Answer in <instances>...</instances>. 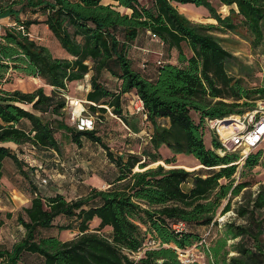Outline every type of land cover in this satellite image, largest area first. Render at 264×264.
Listing matches in <instances>:
<instances>
[{"label": "trees", "instance_id": "trees-1", "mask_svg": "<svg viewBox=\"0 0 264 264\" xmlns=\"http://www.w3.org/2000/svg\"><path fill=\"white\" fill-rule=\"evenodd\" d=\"M104 1L0 0V18L14 21L0 35V183L9 180L11 161L21 178L13 187L29 195V204L14 216L0 213V224L14 219L21 230L10 247L0 244V264H181L176 250L196 246L207 231L204 264H264V184L252 192L254 182L244 178L256 167L264 169V153L240 160L239 152L224 151L213 130L207 147L204 134L208 121L243 115L264 100V81L251 85V68L218 37L238 35L253 55L263 54L264 0H216L229 8L225 16L209 0ZM183 6L206 10L213 23L190 21L178 11ZM41 24L69 59L54 57L31 37L29 28ZM141 37L176 56L157 61L153 78L142 74L147 61L139 63L140 71L132 57ZM8 71L40 80L50 95L43 87L2 89ZM83 81L90 87L86 110L95 117L110 110L131 136L141 132L142 117L131 113L130 102L135 97L142 102V120L151 130L144 133L147 146L140 153L115 155L96 129L67 124V87ZM57 135L78 150L83 140L101 147L114 168L112 178L103 179L106 189L85 185L82 177L69 181L70 191L52 183L45 173L50 161L64 172L76 167L74 158L67 168L55 160L63 145ZM161 148L172 158L163 159ZM177 155L192 157L200 168L174 167ZM228 212L232 219L217 223ZM180 224L184 228L175 231ZM67 231L73 237L62 241L59 234ZM149 240L156 247L135 260L132 255Z\"/></svg>", "mask_w": 264, "mask_h": 264}, {"label": "rangeland", "instance_id": "rangeland-1", "mask_svg": "<svg viewBox=\"0 0 264 264\" xmlns=\"http://www.w3.org/2000/svg\"><path fill=\"white\" fill-rule=\"evenodd\" d=\"M219 11L222 16L227 15L228 9L227 7H221L216 0H209ZM151 0H142V4L150 5ZM104 3H107L105 0ZM120 11H123L120 9ZM178 11L180 13H187L191 14V16H186L190 21L194 23H203V24H210L213 23L212 20L208 19V13L206 10L203 9H195V8H183L178 7ZM43 37V42L41 44L45 45L49 51L52 53L54 57L57 58H65L67 57V53L60 48L57 41L50 35L51 39H45L43 34L40 32L39 37ZM218 37L222 39V46L232 53L234 56L240 58L244 64L248 65L253 71V76L251 78L250 84L251 85H260L262 81H264V53L253 55L249 49V45L245 42L240 36L235 34H219ZM138 49H145V52H141ZM184 53L189 55V51L187 48L184 47ZM132 57L135 61V67L140 69V62L147 61V68L145 71L142 72L143 75L148 77H154L156 73L157 61L163 62L164 61H175V53H172L170 57L163 52L161 46L152 41L148 37H141L135 42V47L132 49ZM232 74H236L234 70H231ZM22 74H19L15 71H8L5 75V79L7 80L6 83L1 85V88L7 91H14V90H21V91H34V88L43 87L47 95H50L51 88L41 83L38 79L32 80L28 77H22ZM86 86L79 85H68L69 94L66 96L74 99H82L84 95V91ZM257 107V102L255 104V108ZM86 108V107H85ZM67 113L66 122L69 126L76 127L73 121L70 119L68 108L65 107L64 109ZM88 111V110H86ZM252 113L251 111H246L243 115H234L227 120H232L233 118H238L242 120L244 117H247L248 114ZM89 116L92 117L93 125L86 123V128L83 130H97V135L101 137L102 141L108 145V147L113 151L115 155L120 153H140L144 147L147 146L145 141L144 133L151 130V127L148 123H145L141 118L137 120V126L141 129V132L138 133L136 136H131L130 131L127 130V127L122 123L120 119L116 116H110V110L106 112L103 117H95L94 114H90L89 111L87 112V119H90ZM192 118L197 121L196 117L193 115ZM248 118H246L247 120ZM226 120V121H227ZM96 122V123H94ZM233 121H231L228 125H232ZM246 122V121H245ZM225 125V124H224ZM230 125V126H231ZM77 128V127H76ZM78 129V128H77ZM79 130V129H78ZM204 134H205V144L207 147H210L211 136H213V131L210 129L209 125L204 127ZM57 140L62 142L61 152L57 154L55 160L59 161L60 163L64 164V167L67 168L68 163L71 159L74 158L76 161V167L74 168V172H64V168H61L58 163L50 161L52 166L50 169H46L47 175L51 178L52 183L60 184L63 188L71 189L70 180L71 179H78V177H82V181H85V185H89L91 187H97L98 189H106V187L99 182H105L103 179H110L112 178V173H114V168L109 164L105 154L100 146L92 145L90 142L83 140L84 147L78 150L75 146L68 144L64 141L61 136L57 135ZM11 149L15 150L14 146L7 145ZM258 151H262L264 153V141L259 145L257 149L251 151L250 153H256ZM160 155L163 159H170L172 158L171 153L166 148L160 149ZM240 153V152H239ZM78 156V158H77ZM164 164V163H163ZM162 165V164H160ZM158 166V165H157ZM155 165H151V168L157 167ZM164 166V165H162ZM165 167V166H164ZM174 167L176 168H187V169H199L198 163L190 156L184 155H177L175 156V163ZM242 163H239L238 170L241 171ZM65 168V170H66ZM167 168V167H165ZM48 170V171H47ZM186 170V169H184ZM6 171L9 175V180L5 185L7 188V192H4V199H2V204L6 207V211L9 209H13L12 215H15V202L20 201L19 197L16 193L9 189L11 186H16L20 183L21 178L17 176V167L14 165L13 162H9L6 166ZM190 171V170H186ZM102 178V179H101ZM245 179H251L254 182L253 187L251 188L252 192H255L258 189L259 184H264V169L261 167H256L250 172L245 173ZM235 182L239 181V173L237 172L234 175ZM81 183V181H80ZM78 182L79 186H82ZM12 188V187H11ZM186 189V186L183 187ZM239 199L236 198L232 201H238ZM1 204V205H2ZM1 207V206H0ZM5 211V210H3ZM4 213V212H1ZM233 214L228 212L224 215L219 214L216 219H222L223 221H228L232 219ZM4 225V232H3V244L5 248L11 246L13 241L20 237L21 230L18 228L14 222V219H6ZM57 224L64 223L63 220H56ZM1 225V224H0ZM97 227L96 222L91 223V229H95ZM203 232V231H202ZM201 232V233H202ZM73 237V233L67 231L62 232L60 235V239L70 240ZM264 239V237H263ZM151 243V240L147 242ZM149 245V244H148Z\"/></svg>", "mask_w": 264, "mask_h": 264}, {"label": "built area", "instance_id": "built-area-1", "mask_svg": "<svg viewBox=\"0 0 264 264\" xmlns=\"http://www.w3.org/2000/svg\"><path fill=\"white\" fill-rule=\"evenodd\" d=\"M38 40V39H37ZM159 64V63H158ZM66 107L68 108L70 119L76 125L79 130L86 128V123L93 125L92 117L87 119V111L84 107L85 101L70 98L65 96ZM80 107V111L77 113L76 109ZM131 113L139 115L142 119H145L143 104L137 98H132L130 102ZM247 117L242 120L238 119L237 128L231 129L230 125H224L223 120L208 121V125L213 130L221 143L224 151L240 152V160H244L251 151H254L264 141V100L257 102V107L251 111ZM246 118H248L246 120ZM246 121V122H245ZM217 223L223 224L225 221L222 219H216ZM184 225H175L173 229L175 231H181ZM209 231H207L201 241L191 248L185 250H176L178 261L181 264H204L205 254L204 249L208 248L207 238ZM149 244V245H148ZM146 244L142 250L132 255L136 260L142 256L144 251L149 248L156 247L154 243Z\"/></svg>", "mask_w": 264, "mask_h": 264}, {"label": "crops", "instance_id": "crops-1", "mask_svg": "<svg viewBox=\"0 0 264 264\" xmlns=\"http://www.w3.org/2000/svg\"><path fill=\"white\" fill-rule=\"evenodd\" d=\"M140 3L142 4V0H140ZM142 5H144V4H142ZM185 8H189V9H191L192 7H190V6H184ZM180 8H183V7H180ZM184 14V13H183ZM185 16H191V14H188L187 13V15L185 14ZM10 26H14V21L11 19V18H9V17H6V18H0V35L2 34V32H3V28H8V27H10ZM29 32H30V34H31V37H36L35 39H38V40H36V41H39V43H41V42H43V37L41 36V37H39V33L41 32L42 34H43V36H44V38L45 39H51L50 38V33H49V31H48V29H47V27L45 26V25H36V26H31L30 28H29ZM44 45V44H43ZM45 46V45H44ZM66 59H69V57L67 56V57H65ZM64 59V58H63ZM32 80H35V79H33V78H31ZM40 81V80H39ZM41 82V81H40ZM42 83V82H41ZM73 85H79V84H82V86H86V89H85V93H84V95L82 96V99H79V100H82V101H86V95H87V93L89 92V90H90V87H89V85H88V83H87V81H83V82H78V83H72ZM70 85V84H69ZM36 88H34V90H35ZM19 91H21V90H19ZM23 92V91H22ZM24 92H27V91H24ZM28 92H33V91H28ZM67 95L69 94V90H68V87H67ZM40 160L39 161H50V159H48L47 158V156H43V157H38ZM39 163V162H38ZM40 164V163H39ZM40 167V166H39ZM45 173H46V171H45ZM6 183H7V179L6 178H3L2 180H1V183H0V213L1 212H10V213H12L13 212V210H14V208L13 209H9L8 211H6L7 209H6V207L2 204V199H4V194H6V193H4V192H7L8 190H7V188H5V185H6ZM85 183V182H84ZM100 184H102V185H104L105 187H107V183L106 182H99ZM12 187V188H11ZM9 189L10 190H12V191H14L15 193H16V195L19 197V199H20V201H18V202H15L16 204H14L15 205V210H17V208H20L21 206H27L28 204H29V195L28 194H26V193H24V192H21V191H19V190H17L16 188H14L13 186H11L10 185V187H9ZM2 204V205H1ZM3 210H5V211H3ZM94 222H96L97 223V221H94ZM4 225L5 224H1L0 225V244H3V232H4V230H5V228H4ZM60 235H61V233L59 234V237H60ZM15 242H17V237H16V239L13 241V243H15ZM12 243V244H13ZM11 244V245H12Z\"/></svg>", "mask_w": 264, "mask_h": 264}, {"label": "bare ground", "instance_id": "bare-ground-1", "mask_svg": "<svg viewBox=\"0 0 264 264\" xmlns=\"http://www.w3.org/2000/svg\"><path fill=\"white\" fill-rule=\"evenodd\" d=\"M80 111V107H78L77 109H76V112L78 113ZM230 121H233L232 123V125L230 126V128L231 129H235V128H237V122H238V118H233L232 120H230Z\"/></svg>", "mask_w": 264, "mask_h": 264}, {"label": "water", "instance_id": "water-1", "mask_svg": "<svg viewBox=\"0 0 264 264\" xmlns=\"http://www.w3.org/2000/svg\"><path fill=\"white\" fill-rule=\"evenodd\" d=\"M230 122H231L230 120H227V121H224V124L228 125Z\"/></svg>", "mask_w": 264, "mask_h": 264}]
</instances>
